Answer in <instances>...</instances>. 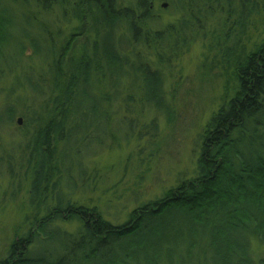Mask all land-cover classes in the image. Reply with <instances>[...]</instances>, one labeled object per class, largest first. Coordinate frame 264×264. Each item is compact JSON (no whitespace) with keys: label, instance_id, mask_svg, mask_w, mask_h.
<instances>
[{"label":"trees","instance_id":"obj_1","mask_svg":"<svg viewBox=\"0 0 264 264\" xmlns=\"http://www.w3.org/2000/svg\"><path fill=\"white\" fill-rule=\"evenodd\" d=\"M174 1L179 23L155 29L160 17L153 0H0V55H25L31 48L52 77L50 99L45 74L42 87L23 84L34 101L48 100L43 114L33 110L28 117L23 164L30 204L38 211L44 206V213L28 218L29 230L16 232L0 264H264L254 258L251 243H264V41L245 56L224 50V62L233 65L234 92L201 134L194 177L142 204L121 225L97 206L74 200L77 188L99 175L85 164V151L92 142H110L116 114L124 111L116 125L128 119L129 128L139 121L132 117L138 105L171 121L161 66L215 6L241 32L254 13L264 11V0ZM58 20L81 24L73 32L85 40L79 58L70 55V40L56 45L50 28ZM151 50L156 68L146 54ZM16 106L0 113V125L13 121ZM158 125L155 118L150 122L154 134ZM3 165L13 174V164ZM73 222L74 229L63 225Z\"/></svg>","mask_w":264,"mask_h":264},{"label":"rangeland","instance_id":"obj_2","mask_svg":"<svg viewBox=\"0 0 264 264\" xmlns=\"http://www.w3.org/2000/svg\"><path fill=\"white\" fill-rule=\"evenodd\" d=\"M130 1L124 0V3L129 4ZM153 9L160 17L159 23L153 27L155 29L177 24L182 16L174 0H153ZM80 25L77 20H58L50 28L58 47L71 41L68 45L73 58L81 56L85 41L84 36L73 35ZM55 28L60 29L59 35L53 34ZM244 28L241 32L237 23H227L225 14L219 13L217 6L203 18L199 27L195 26L193 35L189 33L178 54L161 66L172 106L171 121L168 122L162 112L156 113L143 106L139 109L138 105L132 117L139 121L129 128L128 119L124 125H116L124 111L116 114L110 128L113 137L110 142L106 141L101 146L92 142L85 151V164L90 166L92 175L96 171L99 175L90 181V186L77 188L75 201L89 207L97 206L107 220L121 225L142 204L161 199L182 179L194 177L201 150V134L212 114L225 102V96L234 92L233 65L231 61L224 62L222 54L229 46L235 48L236 55L245 56L262 44L264 11L254 13ZM39 31L37 28L36 32ZM30 50L25 55L9 51L0 55V113L9 104L17 105L13 121L6 119L0 125V164H13L14 170L11 174L7 165L0 167V259L8 255L16 232L29 230L28 218L44 213V206L38 211L30 204V181L23 164H28V117L33 115V110L43 114L48 100L42 104L34 101L31 90L23 84L27 80L41 87L44 84L45 88L48 87L45 96L50 99L52 77L47 73L46 64H42L39 58H33ZM146 54L152 67L156 68L155 53L151 50ZM42 73L45 74L43 84ZM13 87L15 91H11ZM19 118L23 120L21 124L18 123ZM154 118L159 124L156 134L150 126ZM62 149L63 144L60 143L59 152ZM63 225L74 229L77 223ZM251 243L254 258L257 261L264 258V243L257 239Z\"/></svg>","mask_w":264,"mask_h":264},{"label":"water","instance_id":"obj_3","mask_svg":"<svg viewBox=\"0 0 264 264\" xmlns=\"http://www.w3.org/2000/svg\"><path fill=\"white\" fill-rule=\"evenodd\" d=\"M22 121H23L22 118H19L18 123L21 124Z\"/></svg>","mask_w":264,"mask_h":264}]
</instances>
